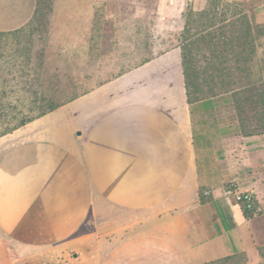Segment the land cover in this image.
<instances>
[{
	"label": "crops",
	"instance_id": "1",
	"mask_svg": "<svg viewBox=\"0 0 264 264\" xmlns=\"http://www.w3.org/2000/svg\"><path fill=\"white\" fill-rule=\"evenodd\" d=\"M243 1L264 28V0ZM207 5L157 0L158 44L122 70L106 66L88 15L50 22L43 58L84 85L0 136V264H35L36 251L59 252L62 264H201L240 252L258 263L264 133L239 132L226 94V128L201 135L187 101L179 37L187 12ZM35 7L0 0V32L32 33ZM259 41L254 68L263 72ZM230 180L254 193L259 213L224 195Z\"/></svg>",
	"mask_w": 264,
	"mask_h": 264
},
{
	"label": "rangeland",
	"instance_id": "2",
	"mask_svg": "<svg viewBox=\"0 0 264 264\" xmlns=\"http://www.w3.org/2000/svg\"><path fill=\"white\" fill-rule=\"evenodd\" d=\"M156 3L157 0H47L44 15L32 18V33L0 35V91L8 113L1 120L0 130L12 127L22 118L37 116L48 103L73 95L72 88L76 84L84 85L82 76H70L67 67L58 68L60 60L50 53L47 54L49 59L43 58L44 44L40 43L47 39L51 21L74 23L79 14L85 21L88 15V31L99 40L106 66L122 70L150 56L153 46L158 44L153 28ZM87 8L90 10L86 11ZM29 47L30 51L26 52ZM35 47H42V51H35ZM72 63L75 65L76 61ZM87 65H91L90 62ZM224 100L222 95L191 103L193 122L201 135L217 137L221 124L226 128L224 122L231 116V108ZM256 256L258 263L264 264V243L257 247ZM60 258L59 252L36 251L35 264H62Z\"/></svg>",
	"mask_w": 264,
	"mask_h": 264
},
{
	"label": "trees",
	"instance_id": "3",
	"mask_svg": "<svg viewBox=\"0 0 264 264\" xmlns=\"http://www.w3.org/2000/svg\"><path fill=\"white\" fill-rule=\"evenodd\" d=\"M46 8L47 0H36L33 17H42ZM4 34L7 33L0 32ZM263 36L264 28L255 23L250 2L208 0L205 9L187 12L179 37L188 103L229 95L239 132L244 136L264 133V71L254 68L259 39ZM1 94L0 91V124L8 116ZM55 106V102L48 103L38 115ZM30 119L22 118L12 127L1 129L0 136ZM200 196L201 201L206 199L201 191ZM201 264H253V261L249 253L240 252Z\"/></svg>",
	"mask_w": 264,
	"mask_h": 264
},
{
	"label": "built area",
	"instance_id": "4",
	"mask_svg": "<svg viewBox=\"0 0 264 264\" xmlns=\"http://www.w3.org/2000/svg\"><path fill=\"white\" fill-rule=\"evenodd\" d=\"M223 192L225 196L232 197L236 202H238L245 213L253 215L261 211L254 193L252 191L239 189L235 181H227L224 185Z\"/></svg>",
	"mask_w": 264,
	"mask_h": 264
}]
</instances>
